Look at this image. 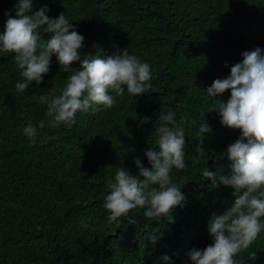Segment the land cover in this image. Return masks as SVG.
I'll list each match as a JSON object with an SVG mask.
<instances>
[{"label": "trees", "instance_id": "trees-1", "mask_svg": "<svg viewBox=\"0 0 264 264\" xmlns=\"http://www.w3.org/2000/svg\"><path fill=\"white\" fill-rule=\"evenodd\" d=\"M51 1L34 0V5ZM61 1L65 4L50 16L64 12L75 19L70 22L85 37L81 55L97 50L98 55L107 56V48H115L111 55L127 48L151 65L150 95L156 98L134 100L125 92L110 109L77 113L73 128H51L45 121L38 128L36 143L31 144L21 127L45 120L46 109L38 96L53 89L58 92L70 74L61 71L53 55L44 81L17 93L14 84L19 74L15 76L10 65L0 66V136L4 137L0 144V264H102V255L95 249L106 243L114 258L128 259L119 264H164L160 257L166 253L161 249L154 254L156 242L147 238L149 230L142 232L138 252L123 246L120 232L110 237L115 225L107 226L102 211L104 181L116 167L136 174L137 156L145 167L150 166L144 153L155 147L153 130L160 111L175 113L186 130V150L200 146L201 156L238 138V129L208 116L205 122L211 131L199 143V126L215 103L206 88L229 74L230 67L242 59L241 52L257 46L264 49V0ZM2 2L12 8L16 0ZM104 18L118 30L103 31L94 23ZM114 39L116 46H108ZM72 67H79L78 62ZM222 94L226 101L230 90ZM144 116L151 120L142 122ZM201 156L195 150L185 152L186 169L172 173L178 184L187 181L182 186L187 208H174L190 218V231L176 221L174 255H168L173 264H189L188 251L212 242L209 221L234 200L227 199L224 189L213 195L206 187L200 194L187 185L199 183L192 159ZM221 156L214 160L217 169L229 164ZM82 220L90 224L88 229L80 228ZM142 222L148 221L143 218ZM117 228L133 230L126 220ZM235 259L264 264V232Z\"/></svg>", "mask_w": 264, "mask_h": 264}, {"label": "clouds", "instance_id": "clouds-1", "mask_svg": "<svg viewBox=\"0 0 264 264\" xmlns=\"http://www.w3.org/2000/svg\"><path fill=\"white\" fill-rule=\"evenodd\" d=\"M63 4L61 0H52L48 5H34V0H16L10 8L0 0V66L10 65L15 76L19 74L15 91L25 93L33 82L42 83L50 71L53 55L61 71L70 74L58 92L53 89L38 96V103L46 109L45 120L21 127L23 136L31 144L36 143L38 128H43L45 121L51 128H73L77 113L110 109L125 92L134 100L156 98L150 95L153 91L151 65L127 48L112 55L115 48H107V56L98 55L97 50L96 54L81 55L85 37L70 22L75 19L64 12L50 16ZM94 23L103 31L118 30L107 18L94 20ZM115 43L114 39L108 46H116ZM240 55L242 59L230 67L225 78L215 79L206 88L207 96L215 103L207 108L209 113L199 126L198 137L203 144V134L211 131L205 119L211 116V120L219 118L222 126L239 130L235 141L201 156L200 146L193 144L195 147L189 146L186 150V130L176 121L175 113L160 111L153 130L155 147L144 153L150 166L145 167L137 156L134 158L136 174L126 167H116L114 174L106 177L102 211L107 226L115 225L110 237L116 238L120 232V240L128 250L138 252L136 247L142 232L149 230L147 238L153 244L156 242L154 254L163 249L166 254L160 260L173 264L168 255H174L176 221L179 219L190 231V218L189 214H177L174 208H187L182 192L187 181L178 184L172 173L174 169H186L185 152L194 150L201 156L198 160L192 159L199 183L187 185L200 194L206 187L213 190V195L224 189L228 192L227 199L234 197V200L223 213L213 215L208 224L212 242L204 248L188 251L189 264H243L235 257L249 249L264 232V49L257 46ZM73 62H78L79 67H72ZM225 90H230V95L223 101ZM150 120L149 116L142 118V122ZM3 138L0 136V144ZM219 155H222L220 160L229 163L221 169L215 167L220 168L214 161ZM143 218L148 222H142ZM123 220L131 224L133 230L117 228ZM89 227L86 220L80 222L81 229ZM96 248L102 255V264L128 260L114 258L109 243ZM254 256L252 253L251 257Z\"/></svg>", "mask_w": 264, "mask_h": 264}]
</instances>
